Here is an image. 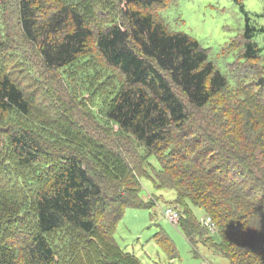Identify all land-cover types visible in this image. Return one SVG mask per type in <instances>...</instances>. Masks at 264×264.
Returning <instances> with one entry per match:
<instances>
[{
    "label": "trees",
    "instance_id": "1",
    "mask_svg": "<svg viewBox=\"0 0 264 264\" xmlns=\"http://www.w3.org/2000/svg\"><path fill=\"white\" fill-rule=\"evenodd\" d=\"M40 1L19 0V15L22 31L38 47L45 66L59 71L84 62L83 55L90 52L95 41L107 62L118 68L125 80L110 97L105 116L117 126L119 133L130 136L145 151L152 152L160 164L164 163L167 179L160 170L156 176L162 182L156 178L153 182L174 190L178 206L187 207L191 202L204 209L219 229L221 243L214 239L211 244L217 254L231 264H264V124L259 126L253 113L257 110L264 118V88L252 84L262 92V100L252 99L253 93L246 85L239 86L220 71L208 49L197 39L171 32L162 19L157 20L147 11L162 0H119L125 23L107 24L95 39L93 29L72 5H61L45 19L37 13ZM234 1L244 10L243 0ZM245 13L240 59L256 60L264 57V27L257 26ZM4 36L0 29V38ZM222 92H227L233 105L236 103L237 108H244L241 110L246 112L243 130H252V135L248 134L251 139L244 145H250L249 152L240 141L227 143L203 126L212 146L202 147L204 140L194 137L201 130L198 127L193 130L191 126L193 112L212 105ZM30 111L31 105L22 88L9 72L0 68V124L15 122L10 114L22 121ZM29 133L16 129L8 134L14 158L22 166L34 165V170L26 173L21 181L29 186L20 207L12 204L15 199L20 200L16 195L10 196L13 199L9 198L8 204L0 206V234L2 227H6L5 219L16 216L20 209L29 215H25L28 221L18 219L15 226L25 227L22 228L31 237L26 251L30 264L70 261V254L79 242L75 238L79 236L98 241L92 256L96 252L101 254L105 264H143L137 255L117 243L114 234L127 208L152 205L140 198L136 180L125 181L118 173L123 170L117 165L120 160L115 157L114 165H109L107 160L113 151L107 148V155L99 158L103 162L99 170L85 166L80 157L69 156L57 166L41 164L37 158L46 153ZM186 134L190 135L180 151L176 143L182 142L180 135ZM49 137L48 133L44 134V143L55 142ZM67 140L62 137L59 145L68 146ZM108 173L120 182L117 198L98 180ZM176 210L180 214L182 233L189 242L194 243V236H207L210 227L199 222L190 208L185 210L187 215ZM73 234L75 238L66 240ZM61 240L68 243L67 251L71 252L67 256L57 246ZM155 240L170 258L177 256L174 242L164 231ZM0 250L10 260V254L1 247V239ZM75 253L80 257V251Z\"/></svg>",
    "mask_w": 264,
    "mask_h": 264
},
{
    "label": "rangeland",
    "instance_id": "2",
    "mask_svg": "<svg viewBox=\"0 0 264 264\" xmlns=\"http://www.w3.org/2000/svg\"><path fill=\"white\" fill-rule=\"evenodd\" d=\"M63 4L72 5L82 14L87 25L93 29V39L97 38L98 32L107 24L125 23L121 11L122 3L119 0H42L37 4V13L46 19ZM243 4L244 10L234 0H162L147 11L157 20L162 19L171 32L185 33L197 39L208 49L211 60L220 71L228 74L232 82L238 83L239 86L246 85V89L253 93L252 99L261 101L262 92L252 84L264 88V80L261 79L264 77V57L247 61L240 58L243 54L245 11L253 23L264 27V16H261L264 13V0H243ZM19 5V0H0V29L5 33V36L0 38V68L9 72L22 88L31 105V111L22 121L10 114L15 122L0 124V206L8 204L9 198L13 199L10 196L16 195L20 200L15 199L12 204L16 208L20 207L24 201L21 198L29 186L21 181L26 173L34 170V165L22 166L14 158L9 148L10 132L16 129L30 132L28 136L37 141L46 153L39 155L37 161L52 166L61 164L70 156L80 157L85 166L99 170L103 166L99 158L107 155L105 150L108 148L115 154L109 155V165H114L115 157L120 160L117 165L123 170L118 173L123 175L125 181L136 180L139 183L140 198L152 205L148 208L126 209L114 234L122 248L137 255L143 264H231L211 247L214 239L221 243V239L218 240V228L208 229L205 238L194 236V243H191L183 235L179 222L176 223L165 215L170 207L180 210L182 215H187L185 210L190 208L199 222L210 218L203 208L189 201L187 207L178 206L175 203L174 190L161 188V184L157 186L153 182L154 178L162 182L156 176L160 170H163V177L167 179L164 163L160 164L152 152L145 151L139 142L130 136L119 133L117 126L107 120L105 112L110 97L125 83L119 69L107 62L95 41L90 52L82 57V60L86 61L59 71L47 68L38 47L22 31ZM228 96L227 92H222L215 97L212 105L192 111L194 117L190 121L191 126L193 130L194 127L201 130V133L194 131V137L204 140L202 147H211L212 144L204 130H212L227 143L240 141L243 149L249 152L250 145H244L251 139L248 134L252 135V130H243L247 121L246 112L241 110L244 108H237L236 103L233 105ZM253 113L259 126H262L264 118L260 116V112L254 110ZM202 126L206 129L203 130ZM45 133L55 142L44 143ZM189 135H180L182 142L176 143L180 151L185 148L184 141ZM62 137L68 139V146L59 145ZM254 137L256 136L253 134L252 139ZM101 176L98 180L104 187L108 186L113 198H117L115 195L120 189L117 186L120 182L115 180L112 173ZM18 210L16 216L5 219L6 227H2L1 247L5 248L4 251L8 252L11 258L9 260L4 257L0 250V264H30L26 251L31 237L23 229L25 227L15 226L18 219L25 222L28 219H25L24 211ZM21 214L22 219L18 218ZM100 219H103L102 216ZM161 231L168 234L175 244L177 256L174 259L170 258L155 240V236ZM75 235L67 236L66 240H72ZM75 239L79 242L71 254V251H67L68 243L64 242L65 239L57 242L58 248L64 249V254H70L71 257V260L64 264H105V260L100 259L101 254L97 255L96 252L95 256H92L95 246L97 248V240L89 236H79ZM75 251L81 252L80 257Z\"/></svg>",
    "mask_w": 264,
    "mask_h": 264
},
{
    "label": "built area",
    "instance_id": "3",
    "mask_svg": "<svg viewBox=\"0 0 264 264\" xmlns=\"http://www.w3.org/2000/svg\"><path fill=\"white\" fill-rule=\"evenodd\" d=\"M165 215L176 223H178L180 220V214L175 208H172V207L168 208L165 212ZM203 222H204V225L206 224L205 226L208 225L207 227H209V226H210V228L214 227V224H213L211 218L207 217L206 219L203 220Z\"/></svg>",
    "mask_w": 264,
    "mask_h": 264
}]
</instances>
